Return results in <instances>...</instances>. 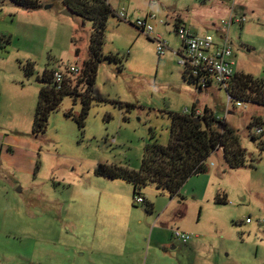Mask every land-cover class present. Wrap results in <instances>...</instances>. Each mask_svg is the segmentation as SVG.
<instances>
[{
	"label": "rangeland",
	"instance_id": "rangeland-1",
	"mask_svg": "<svg viewBox=\"0 0 264 264\" xmlns=\"http://www.w3.org/2000/svg\"><path fill=\"white\" fill-rule=\"evenodd\" d=\"M108 2L127 20L106 21L84 126L73 117L80 101L65 96L33 133L37 77L71 65L81 71L92 24L63 15L62 0H33L30 9L0 0V264H264V152L248 128L264 120V106L237 107L215 85L198 92L183 77L174 30L180 17L218 45L226 37L235 70L264 81V0ZM148 12L157 18L151 36L133 25ZM233 16L245 20L227 26ZM196 103L237 133L246 167L227 168L218 151L173 198L153 186L134 194L131 183L95 174L101 164L138 169L150 133L165 145L167 114ZM174 230L188 233L187 243Z\"/></svg>",
	"mask_w": 264,
	"mask_h": 264
},
{
	"label": "trees",
	"instance_id": "trees-1",
	"mask_svg": "<svg viewBox=\"0 0 264 264\" xmlns=\"http://www.w3.org/2000/svg\"><path fill=\"white\" fill-rule=\"evenodd\" d=\"M13 1L27 9L33 6V0ZM62 2L73 14L92 24L88 57L83 61L79 74L75 77L65 74L59 86L53 80V72L56 70H44L37 77V81L43 83V86L38 92L33 117V133L45 129L50 115L65 96H70L73 102L80 101L81 111L73 117L79 127L84 126L87 109L92 99L91 88L95 82L98 64L103 57L101 46L106 21L110 16H116L108 0H62ZM175 21V25L182 23L180 17H176ZM108 59L117 62V58L113 55H109ZM183 77L187 79L184 72ZM187 80L192 84L189 79ZM78 86H81L84 92L79 93ZM225 91L231 97V102L241 101L264 106V81L251 74L235 70V65L233 77ZM196 106L193 104L191 109H187L190 113L167 114L169 119L167 143L160 144L150 133L138 169L101 164L95 169V174L131 183L134 194L141 188L153 186L157 192L166 193L173 198L179 194L181 187L191 176L206 170L207 159L218 151H221L227 168L246 167L247 151L242 147L237 133L227 126L224 119L217 120L215 113L208 106L203 107L201 115L195 116ZM258 122L259 118L254 117L249 122L248 128L251 129ZM263 136L264 134L250 135L261 152H264ZM218 201L223 202L224 199Z\"/></svg>",
	"mask_w": 264,
	"mask_h": 264
},
{
	"label": "built area",
	"instance_id": "built-area-1",
	"mask_svg": "<svg viewBox=\"0 0 264 264\" xmlns=\"http://www.w3.org/2000/svg\"><path fill=\"white\" fill-rule=\"evenodd\" d=\"M203 1V0H199ZM208 1V0H206ZM116 16L120 20H127V14L124 9L116 13ZM244 18L233 16L227 26L234 23L244 22ZM157 21L155 14L148 12L144 16H138L134 19V27L141 33L151 36L154 33V22ZM158 22L162 23V20ZM174 30L181 42L180 49L175 53L178 58L179 65L183 68V72L187 79L192 82V85L200 91L207 90L212 86H218L219 88L226 89L228 82L231 80L234 74V53L231 46L225 42L220 45L215 43L214 37L207 33L200 35L192 33L185 24L177 23L174 25ZM156 44L158 55H163L165 45L162 43L160 36L152 38ZM79 68L76 65L68 66L64 70H56L53 72V80L59 86L63 80L65 74L76 76L79 73ZM229 101L231 97L227 94ZM237 107H247L246 102L235 101ZM184 113H190L187 109ZM202 110L195 109L194 115H201ZM216 119L223 121L222 118L216 116ZM251 135L261 136L264 134V120L259 119V122L254 124L250 130ZM136 204L143 203L142 198H135ZM260 223H264L260 221ZM173 236L179 239L182 243H187L190 239V235L186 232L179 230L173 231Z\"/></svg>",
	"mask_w": 264,
	"mask_h": 264
},
{
	"label": "water",
	"instance_id": "water-1",
	"mask_svg": "<svg viewBox=\"0 0 264 264\" xmlns=\"http://www.w3.org/2000/svg\"><path fill=\"white\" fill-rule=\"evenodd\" d=\"M49 7H50V5H46V6H45V9H47V8H49ZM61 13H62L63 15H66V16H71V15H72V12L69 11L68 9H63ZM198 92H199V91H198ZM196 120H198V119H196Z\"/></svg>",
	"mask_w": 264,
	"mask_h": 264
},
{
	"label": "crops",
	"instance_id": "crops-1",
	"mask_svg": "<svg viewBox=\"0 0 264 264\" xmlns=\"http://www.w3.org/2000/svg\"><path fill=\"white\" fill-rule=\"evenodd\" d=\"M182 22H183V21H182ZM210 88H211V87H210ZM210 88H208L207 90H204V91L206 92V91L210 90ZM201 92H202V91H201ZM196 105H197V103H196ZM205 106H206V105H203V107H205ZM203 107H202V108H199L198 106H196V109L203 110ZM220 152H221V151H220ZM4 157H5L6 160H8V156L5 155Z\"/></svg>",
	"mask_w": 264,
	"mask_h": 264
},
{
	"label": "clouds",
	"instance_id": "clouds-1",
	"mask_svg": "<svg viewBox=\"0 0 264 264\" xmlns=\"http://www.w3.org/2000/svg\"><path fill=\"white\" fill-rule=\"evenodd\" d=\"M199 92H201L200 90H198Z\"/></svg>",
	"mask_w": 264,
	"mask_h": 264
}]
</instances>
